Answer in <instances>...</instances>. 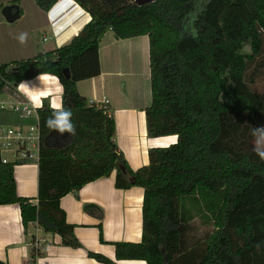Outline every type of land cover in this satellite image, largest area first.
I'll use <instances>...</instances> for the list:
<instances>
[{"label":"trees","instance_id":"1","mask_svg":"<svg viewBox=\"0 0 264 264\" xmlns=\"http://www.w3.org/2000/svg\"><path fill=\"white\" fill-rule=\"evenodd\" d=\"M73 1L90 20L69 44L0 65V94L6 83L56 76L60 108L72 111L75 124L74 135L48 128L52 107L43 102L36 202L17 194L14 165L0 162V206H19L24 231L36 222L64 246L77 248L60 198L115 170V188H143L141 240L113 243L116 260L264 264V159L255 150L264 151V140L258 146L259 134L253 135L264 125V94L250 87L264 68V0ZM34 2L48 11L57 0ZM108 28L116 39L148 37L147 136L176 137L166 147L150 148L148 164L136 171L114 142L109 108L76 88L100 74L98 44ZM247 42L251 53H241ZM16 120L0 112V123ZM83 207L101 219L99 207ZM88 256L112 264L100 254Z\"/></svg>","mask_w":264,"mask_h":264},{"label":"crops","instance_id":"2","mask_svg":"<svg viewBox=\"0 0 264 264\" xmlns=\"http://www.w3.org/2000/svg\"><path fill=\"white\" fill-rule=\"evenodd\" d=\"M18 6L21 12L12 23L5 20L0 9V65L32 59L39 53L67 45L90 20L89 13L73 0H57L48 11L38 8L34 0H21ZM22 32L28 33L25 44L17 39ZM47 40L52 42L51 46L42 45ZM98 54L100 74L78 81L76 88L89 101L107 100L115 121L114 142L130 169L136 171L148 164L150 148L166 147L176 141L175 136H147L144 109L150 102L143 88L148 82L150 85L148 37L116 39L108 30L99 40ZM43 76V82L38 76L26 80L30 87L39 89L29 90L27 94L20 92L26 99L34 97L37 105L42 100L50 107L60 108L62 94L57 93L61 87L58 78ZM138 95L140 100L136 101ZM14 178L17 194L36 202L37 165L15 166ZM114 179L115 170L60 198L66 221L74 225L80 244L77 248L64 246L57 234L43 232L36 222L24 231L19 206H0V261L5 264H103L88 256V252H93L110 259L112 264H146L143 260L115 259L113 243L141 240L143 188L117 189ZM87 203L101 209V219L85 212L83 206ZM29 231L33 238L28 235Z\"/></svg>","mask_w":264,"mask_h":264},{"label":"built area","instance_id":"3","mask_svg":"<svg viewBox=\"0 0 264 264\" xmlns=\"http://www.w3.org/2000/svg\"><path fill=\"white\" fill-rule=\"evenodd\" d=\"M43 39L46 40V38ZM20 83L16 85L6 83L3 92L9 91L10 93L0 94V112L13 113L17 117L14 123H0V162L13 164L14 167L26 164L38 165L40 159L39 109L41 107H35L29 99L22 95L18 89ZM95 103L103 106L108 104L106 99ZM39 105L43 106L42 100ZM28 235L31 237V232ZM33 241L37 245V241L35 239Z\"/></svg>","mask_w":264,"mask_h":264},{"label":"clouds","instance_id":"4","mask_svg":"<svg viewBox=\"0 0 264 264\" xmlns=\"http://www.w3.org/2000/svg\"><path fill=\"white\" fill-rule=\"evenodd\" d=\"M17 39L21 44H25L28 40V33L22 32L17 36ZM40 81L43 82L44 76L41 74L37 77ZM18 89L25 94L29 92V90H36L39 88H32L29 86V82L23 81L18 85ZM58 94H62V86L57 89ZM30 100L33 101L35 107H42V105H37L35 103L34 97H29ZM72 111L67 108H56L55 105L52 106V115L49 116L46 120V125L48 128L56 131L57 133L64 135L65 133L74 135L75 134V124L72 122ZM259 134V139L257 140V145L259 146L261 140H264V125L260 128H256L253 130V135L256 136ZM258 151V154L264 159V151L259 150L258 148L255 149Z\"/></svg>","mask_w":264,"mask_h":264},{"label":"rangeland","instance_id":"5","mask_svg":"<svg viewBox=\"0 0 264 264\" xmlns=\"http://www.w3.org/2000/svg\"><path fill=\"white\" fill-rule=\"evenodd\" d=\"M0 2H4V3H6L4 0H1ZM1 5V4H0ZM0 9H1V6H0ZM42 43V45H47V46H51L52 45V42L50 41V40H47L46 42H41ZM241 53H244V54H249V53H251V48H250V45H249V43L247 42V43H245V44H243V47H242V49H241ZM259 60L260 61H264V52L261 54V56H260V58H259ZM250 87L253 89V90H255V91H257V92H259V93H261V94H264V68L263 69H261V70H259V74L255 77V80H254V82L253 83H251L250 84ZM143 90H145V94L146 95H148V97H146L148 100H149V102H150V100H151V96H150V85H149V82H148V84H147V87H145V89L143 88ZM138 98L137 99H135L136 101H138V100H140L139 98H140V95H138L137 96ZM142 98L144 99V96H143V94H142ZM145 98V99H146ZM146 99V100H147ZM263 119H264V116H263ZM264 121V120H263ZM262 142V141H261ZM263 146H264V144L263 143H261ZM195 222L197 221V220H194ZM196 227H197V229H199L200 227L197 225V222H196Z\"/></svg>","mask_w":264,"mask_h":264},{"label":"water","instance_id":"6","mask_svg":"<svg viewBox=\"0 0 264 264\" xmlns=\"http://www.w3.org/2000/svg\"><path fill=\"white\" fill-rule=\"evenodd\" d=\"M138 3H147L151 0H137ZM19 6L17 4H8V5H4L2 8H1V14L3 15V17L5 18V20L8 22V23H12L14 21H16L19 17ZM109 30V28H108ZM107 30V31H108ZM63 75L68 78L70 76V73H69V70L67 68L63 69ZM130 182L132 183L134 180L133 178H130L129 179Z\"/></svg>","mask_w":264,"mask_h":264}]
</instances>
